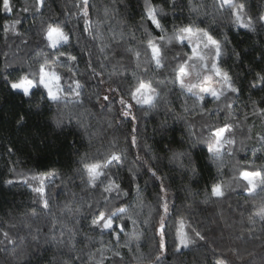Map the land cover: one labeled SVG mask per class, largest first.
I'll return each mask as SVG.
<instances>
[{
    "label": "trees",
    "instance_id": "trees-1",
    "mask_svg": "<svg viewBox=\"0 0 264 264\" xmlns=\"http://www.w3.org/2000/svg\"><path fill=\"white\" fill-rule=\"evenodd\" d=\"M213 2L175 0L173 7V0H151L163 9L160 19L169 35L174 27L195 23L224 42L219 66L229 73L240 92L238 96L228 94L231 109L223 105L217 108L207 98V107L212 109L210 117L193 116L194 104L197 110L199 104L194 98L185 100L179 86L172 83L177 63L173 57L179 54L186 59L183 53L190 51L186 46L181 48L176 42L166 46L165 68L147 76L126 52L128 47L139 48L143 65L149 34L162 35L149 21L141 20L145 0H89V33L84 32L83 0H45L42 14L35 11V0H12L10 16L0 11V226L15 225L6 230L17 238L15 251L5 252V246L0 245V264H137L141 256L156 264L153 258L158 253L159 236L155 229L162 213L158 197L164 193L160 192L161 181L151 176L150 168L165 178L163 183L168 189L166 264H215L218 258L227 264H261L264 230L259 222L250 225L248 216L264 202V192L249 196L244 182L233 177L240 169L247 170L250 163L254 168L264 167V115L259 111L264 109V88L257 80L259 74H264V25H256V31L240 28L233 23L230 12H215ZM238 2L245 4V19L264 13V0ZM24 7L29 11H22ZM13 20L20 21L16 25L18 34L9 31L6 36L5 21ZM41 21L59 22L71 36L70 44L63 47L77 60L69 64L60 57L64 63L53 67L65 82L74 78L85 85L83 105L77 112L83 127L75 118L71 123L65 118L58 127L60 111L46 95L41 98L42 88L34 89L35 95L29 99L7 86L12 76L24 75L29 65L36 66L41 49L50 51L46 41L37 36ZM25 40L26 44L22 42ZM105 53L107 60L103 59ZM89 61L104 73L102 77L88 69ZM134 72L146 79L151 77L161 93L156 108L134 109L136 147L132 146L133 121L121 115L119 97L111 94L116 103H108L107 107L101 106L105 103L102 99L99 103L96 100V93L102 97L109 84L126 90L134 83ZM254 82L257 87H252ZM224 123L234 127L236 143L228 146L232 155H225L224 165L219 168L218 162L211 160L204 138L209 124ZM113 144L124 150L125 156L122 164L111 167L109 175L129 195L117 197L112 192V199L106 202L104 197L109 194L103 193L102 187L90 189L86 175L82 179L81 159H102ZM181 152L185 155L180 160H172L173 153ZM51 172L58 178L54 182L45 180L50 201V210L46 211L32 188ZM33 176L41 179H29ZM221 181L225 198H210L211 186ZM129 205L137 214L138 226L127 218L117 220L126 227L124 231L115 229L121 245L116 248L114 236L93 228L92 218L97 211L110 214L117 207ZM181 217L190 235L194 237L193 229H199L207 241H198L191 250L176 254L172 241ZM229 249L238 250L240 257Z\"/></svg>",
    "mask_w": 264,
    "mask_h": 264
},
{
    "label": "snow or ice",
    "instance_id": "snow-or-ice-1",
    "mask_svg": "<svg viewBox=\"0 0 264 264\" xmlns=\"http://www.w3.org/2000/svg\"><path fill=\"white\" fill-rule=\"evenodd\" d=\"M45 7V0H35V11L42 14V9ZM89 0H83V15L85 19L84 32L89 33L90 21L87 19L89 12ZM145 10L141 17L142 21H149L154 28L162 33L159 36H152L149 34V38L146 41L144 54L147 57L143 65L140 64L141 51L137 47H128L126 52L131 54L137 64V69L141 70L145 76L149 72H159L165 68V61L167 59L166 46L171 45L173 42L180 44L181 48L185 46L190 50L183 53L182 58L179 54L173 57L177 61L173 68L174 79L173 84L178 85L181 93L184 94L185 100L194 98V102L199 104L197 110L194 104L192 115L210 117L212 109L207 107L206 100L211 98L212 104L217 108L221 105L232 108V104L229 102V93L237 95L240 89L234 84L232 77L227 71L222 70L219 66V61L224 54V42L218 39L212 34V32L204 27H200L195 23L188 25L174 27L173 33L169 35L161 23L160 17L164 14L163 9L158 8L151 3V0H145ZM173 7H175V0H173ZM213 9L215 12L224 13L230 12L234 18L233 23L240 27L246 28L249 31H256V25H264V13L258 17L253 18L248 16L245 19V4L238 2V0H214ZM0 11H3L6 15H11L13 12L12 0H2L0 4ZM22 11H29L28 7H24ZM19 20L5 21L4 32L11 31L16 33V25L19 24ZM37 36L41 41H46L45 47L50 49L48 52L40 50V54L37 56L33 67L29 65V71L24 75L18 77L17 80L9 81L7 86L14 93H21L25 98H31L35 95L34 89H43L41 98L43 99L46 95L47 101L51 105H55L60 111V116L57 126L63 124L65 118L69 123L75 118L80 125L83 127V121L80 116L77 115L78 109L83 105V94L85 85L78 79H70L65 82L64 77L56 71L53 67L55 64H62L60 57H65L67 63H71L77 60L75 55L67 52L63 46L69 45L71 42V36L69 33L64 31V28L56 21H41L40 30L37 32ZM135 39V36H133ZM227 38L225 37V40ZM159 41V42H157ZM27 43V41H22ZM101 53H104V48L100 49ZM150 53V57L148 54ZM90 55V53H86ZM103 59L107 60L109 57L105 53ZM88 69L94 73L95 76L102 77L104 73L97 71L96 67L89 61ZM100 68H104V64L101 63ZM76 73H73V77ZM194 77V80L191 79ZM111 76H109V80ZM134 83L130 84L126 90L122 89L121 85L112 86L109 84L105 93L101 97L99 93H96V100L99 103L101 99L105 102L102 107H107L108 103H116L111 94H115L119 97L118 103L120 104V113L124 118L131 117L133 121V135H132V146H137V137L135 135L137 129L135 127L136 116L134 109H147L151 110L157 107L158 101L161 99V93L156 87L151 77L147 79L143 76H137L133 73ZM259 85L264 88V74H259L257 77ZM105 81L101 80L100 83ZM219 85L216 87L215 85ZM252 87H257V83H253ZM63 106V107H61ZM67 110V111H65ZM185 111H188L186 108ZM262 115H264V109H259ZM23 123V118L19 121ZM123 123V121L121 122ZM111 126V125H109ZM87 131V129H85ZM208 136L204 138V142L207 143V151L213 162H218V167L222 168L224 165L225 155L231 156L232 151L228 146L235 145L234 127L228 123L223 125L209 124L207 126ZM91 141V137L89 138ZM264 139V138H261ZM11 151V149H9ZM185 153H173L172 160H180ZM125 156L124 150L116 148L113 144L111 148L103 154L102 159H94L89 161L86 158L81 159V177L86 175L87 187L90 189H97L102 187L103 193L109 194L104 197V200L108 202L111 197V193L115 192L117 197L120 195L127 196L129 193L124 192L121 185L115 180L114 177L109 175L111 167L123 163ZM151 176L161 181L160 192L164 193V196L158 197V203L162 209V213L159 215L158 227L155 229L156 235L159 236V248L158 253L154 256L156 264H166V255L168 252V236L167 231L168 224L166 217L169 216V203L167 200V187L164 185V177L158 174L157 170L152 168L149 169ZM195 172V167L192 168ZM57 173L51 172L41 180L38 187H33L32 191L41 199L43 208L48 211L50 210V201L46 194L45 180L55 181L57 179ZM106 178V179H102ZM32 179H39V177L33 176ZM133 179H136L133 176ZM234 180L243 181L244 187L249 196L255 197L259 192H264V167L254 168L250 163L248 169H240L238 176L233 177ZM8 183H12L8 181ZM206 200L208 193L206 192ZM210 198L215 200H223L225 198V184L223 181L213 183L210 191ZM142 205L137 204V207ZM91 208V203L88 204ZM132 206H120L115 208L110 214L106 211H97L94 213L92 218L91 226L93 228H100L101 234L109 232L114 236L117 243L116 248L121 247L119 242V235L115 229L119 228L120 231H124L126 225L123 223L117 224V220H123L127 218L131 221L134 227H137L136 213L131 210ZM71 211V209H69ZM76 211H79L77 209ZM35 215V212L33 213ZM257 222L260 223L261 229L264 230V202H261L255 207V210L248 216V223L255 226ZM7 227H15V225L0 226V245H4V251H15L17 246V238L12 236ZM187 225L185 224L184 218L181 217L178 221L175 236L172 241V249L176 254H183L185 250H191L198 241H207V237L199 229H193L194 237L187 231ZM253 229H249L252 231ZM33 239H37L33 237ZM55 240V236H53ZM8 246H11L9 248ZM103 251V249H98ZM228 251L233 252L238 258L240 253L238 250L229 249ZM94 255V254H93ZM114 256H119V253L113 251ZM251 255V253H250ZM91 259V256H90ZM137 264H152V261H145L141 256ZM215 264H227L222 258L215 260ZM251 264V262H249ZM261 264H264V258L261 260Z\"/></svg>",
    "mask_w": 264,
    "mask_h": 264
},
{
    "label": "rangeland",
    "instance_id": "rangeland-1",
    "mask_svg": "<svg viewBox=\"0 0 264 264\" xmlns=\"http://www.w3.org/2000/svg\"><path fill=\"white\" fill-rule=\"evenodd\" d=\"M18 79V77H16L15 78V76H12L11 78H10V80H12V81H14V80H17ZM191 79H193L194 80V77H192ZM216 87H219V85L217 84V85H215ZM37 177V176H36ZM29 179H32V177L31 178H29ZM39 179H41V178H39ZM39 179H35V180H39ZM32 180H34V179H32Z\"/></svg>",
    "mask_w": 264,
    "mask_h": 264
}]
</instances>
